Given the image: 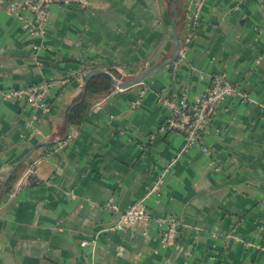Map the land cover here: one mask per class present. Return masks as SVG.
I'll return each mask as SVG.
<instances>
[{"label": "crops", "instance_id": "0c3cea01", "mask_svg": "<svg viewBox=\"0 0 264 264\" xmlns=\"http://www.w3.org/2000/svg\"><path fill=\"white\" fill-rule=\"evenodd\" d=\"M9 1L0 0V264H85L91 250L95 264H264V0L175 4L177 59L140 84L93 98L72 122L87 69L126 79L170 55L171 2H53L38 36L5 10ZM215 72L249 98L220 101L203 137L210 154L185 148L178 132L156 134L167 114L159 95L194 97ZM43 80L57 84L33 133L35 107L4 92ZM42 153L39 183H19ZM140 198L152 216L181 220L174 243L160 242L152 218L113 228L117 215L105 202L125 209Z\"/></svg>", "mask_w": 264, "mask_h": 264}, {"label": "built area", "instance_id": "2783aa9c", "mask_svg": "<svg viewBox=\"0 0 264 264\" xmlns=\"http://www.w3.org/2000/svg\"><path fill=\"white\" fill-rule=\"evenodd\" d=\"M53 2L82 7L87 3V0H11L6 4L5 10L21 18L24 28L29 29L33 34L42 36L48 20L49 5ZM1 6L0 4V8ZM199 9L200 2L198 1L191 14L194 20L198 16ZM25 13L30 14L32 18ZM191 38L192 35L187 34L184 38V44L190 43ZM52 84H57V82L43 80L29 85L10 87L4 92L7 96L22 98L35 107L37 114L32 122L33 133L39 131L38 125L42 121V114L46 109L45 96ZM229 95H237L242 99L249 98L245 92L240 91L222 72L213 73L209 86L194 97H189L184 90H179L175 95H159V100L165 106L167 114L158 125L155 133L178 132L183 135L185 148L200 146L206 154H210V150L203 145L204 132L211 124L220 101ZM137 102L138 100H134L131 105L134 106ZM154 135L152 134V136ZM47 154L42 153L28 163L19 179V183L29 185L39 183V179L36 176V167ZM161 180V176H159L149 192L157 190ZM105 208L117 215L113 225L115 229L132 227L138 222L152 218L158 226H161L159 238L162 244H172L178 236L181 220L170 214L152 216L150 211L147 210L143 198L135 200L125 209H121L117 203L108 200L105 202ZM94 240V238L90 240L83 239L81 245L94 244ZM85 264H95L93 261V250H91L89 257L85 260Z\"/></svg>", "mask_w": 264, "mask_h": 264}, {"label": "water", "instance_id": "95a60500", "mask_svg": "<svg viewBox=\"0 0 264 264\" xmlns=\"http://www.w3.org/2000/svg\"><path fill=\"white\" fill-rule=\"evenodd\" d=\"M175 2H176V0H173L170 3V10L173 13V17L171 19V32H172L171 51H170V55L168 57H166L165 59H163L162 61H160L158 63H154V64H151V65L145 67L143 70L139 71L138 73H136V74H134L131 77L126 78V79H121L120 77L119 78L116 77L112 72H110L107 69L98 68V67L89 68L84 73L83 92L85 91L89 80L97 74L108 75L110 77L113 85L115 86V88L126 89V88H129V87H132L134 85L142 83L145 79H147L148 77L155 74L157 71L162 69L164 66L175 61L177 59L178 55L180 54L181 47H182L181 40L179 38L177 29H176V25H175V19H176V15H177L176 8H175ZM45 143L46 142H41L40 144H45ZM35 148L36 147H32L21 159H19V161L15 164V166L11 170V173L9 174L8 177H10V175L14 172V170L16 169V167L20 163L25 162L31 156V154Z\"/></svg>", "mask_w": 264, "mask_h": 264}, {"label": "trees", "instance_id": "16d2710c", "mask_svg": "<svg viewBox=\"0 0 264 264\" xmlns=\"http://www.w3.org/2000/svg\"><path fill=\"white\" fill-rule=\"evenodd\" d=\"M173 0H168L170 3ZM183 0H176L175 4L178 7V4H180ZM179 19H177L178 21ZM114 85L110 79V77L106 74H97L93 76L89 82L88 85L83 92L79 94L77 98V103L73 106L71 115H70V121H74L76 115L79 113H84L89 108L90 104L92 103L93 98L101 97L107 94L111 89H113ZM25 162L19 164L16 168V170L11 174L9 177L5 189L8 190L9 186L12 182H14L18 176L22 168L24 167Z\"/></svg>", "mask_w": 264, "mask_h": 264}]
</instances>
